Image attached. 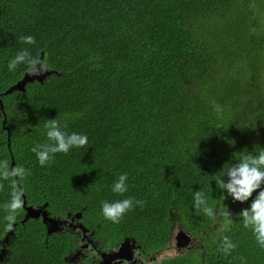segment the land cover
<instances>
[{"label":"trees","instance_id":"trees-1","mask_svg":"<svg viewBox=\"0 0 264 264\" xmlns=\"http://www.w3.org/2000/svg\"><path fill=\"white\" fill-rule=\"evenodd\" d=\"M25 48L50 73L6 94L27 74L7 69ZM0 96V264H72L80 239L100 258L128 241L144 259L178 228L201 248L155 264H264L239 215L259 189L234 206L217 183L244 149L264 148V0H0ZM56 117L88 144L41 166L31 149ZM122 173L128 192L114 193ZM197 190L213 217L194 207ZM127 197L143 203L118 223L103 216V201ZM27 208L76 226L50 235Z\"/></svg>","mask_w":264,"mask_h":264},{"label":"clouds","instance_id":"clouds-1","mask_svg":"<svg viewBox=\"0 0 264 264\" xmlns=\"http://www.w3.org/2000/svg\"><path fill=\"white\" fill-rule=\"evenodd\" d=\"M20 39L28 45L35 44L36 42L33 35H25L20 37ZM21 65L26 66L27 74L32 76H40L48 71L47 61L39 57H34L27 48L18 51L15 56L7 61V69L9 72H15ZM45 121L48 142L43 144L37 143L31 149L35 153L41 166L52 161L57 153H68L73 148L83 147L88 144L86 134L66 131L65 126L57 117L46 119ZM20 171H23V169ZM225 177L227 178L226 180ZM128 180L127 173L120 174L111 185V190L119 194L128 192ZM217 183L228 196L232 197L229 202L234 206H236L234 200L240 202L247 201L252 196L254 190L259 189L250 207L245 208L239 215L243 217L245 227H252L257 242L260 246L264 247V186H262L264 185V148H261L255 154L244 149L241 158L236 163L228 166L226 173L217 180ZM193 199L196 209L202 210L209 217L215 215L213 207L209 206L208 199L203 191H195L193 193ZM142 203V201L135 200L133 197L115 201L105 200L101 204V211L106 219L118 223L126 212L130 211L137 204ZM243 206L241 204V209ZM8 207L10 212L6 219L9 221L7 227L10 229L16 217L15 209L19 207L18 198H14ZM177 234L174 239H168L169 242L174 240L176 247ZM235 247V243L228 237H224L222 250L226 254L230 253Z\"/></svg>","mask_w":264,"mask_h":264},{"label":"rangeland","instance_id":"rangeland-1","mask_svg":"<svg viewBox=\"0 0 264 264\" xmlns=\"http://www.w3.org/2000/svg\"><path fill=\"white\" fill-rule=\"evenodd\" d=\"M217 40L220 45L222 40V32L221 29L218 28L217 31ZM50 72H46L40 77H45L46 74H49ZM232 205V204H231ZM221 210V209H220ZM221 212H216L217 218V224L215 225L216 229H219L221 227V222L223 221V216L220 215ZM76 226L75 223L71 219L60 221L58 222L54 228L53 231H60L64 232L65 230L69 228H73V226ZM74 229H78L74 227ZM181 231L180 228L175 232V234L179 233ZM198 241H194L192 245H194L197 249L201 248L202 243ZM10 238H5L2 243H0V263L4 262L8 255V246L10 245ZM178 253L175 251V244L174 240H171L167 246V248L162 251L161 253H158L156 255L152 256V261L145 260L142 258V253L140 250L134 248L131 242H127L124 246H120L112 251H110L104 258H100L99 254H97L95 251L90 250V246L84 241V239H80V247L76 254L72 255L69 258V261L72 264H116L117 260L121 258H125V260L128 262V264H155L157 261L164 259V258H172L175 257ZM188 254H191V251L188 252ZM204 254V253H203ZM202 254V255H203ZM104 259V260H103Z\"/></svg>","mask_w":264,"mask_h":264},{"label":"water","instance_id":"water-1","mask_svg":"<svg viewBox=\"0 0 264 264\" xmlns=\"http://www.w3.org/2000/svg\"><path fill=\"white\" fill-rule=\"evenodd\" d=\"M36 76H32L29 74H26V76L24 77V79L19 82L17 85H15L14 87H12L11 89H9L7 91L6 94L12 93L13 91L19 90V91H24L25 86L27 83L29 82H33L35 81ZM40 81H42V78H40ZM2 96H0V105H1V110L3 107V101H2ZM16 179H18V177H16ZM26 205V202H24V206ZM27 212H28V216L26 218V220L28 218H40L42 217L45 224L47 225V229H48V234H54V233H61L60 231H53L52 229L54 228V226L60 222L57 219H53L50 218L49 215L43 211L40 210H35L33 208H27ZM11 235V234H10ZM10 235H7V239L10 238ZM191 238L189 237V235H187L185 232L180 231L177 236H176V244L178 248H184L186 246L189 245ZM128 241H126L124 244H122V246H124Z\"/></svg>","mask_w":264,"mask_h":264},{"label":"flooded vegetation","instance_id":"flooded-vegetation-1","mask_svg":"<svg viewBox=\"0 0 264 264\" xmlns=\"http://www.w3.org/2000/svg\"><path fill=\"white\" fill-rule=\"evenodd\" d=\"M85 241V240H84ZM195 240H190V243H189V245L188 246H186V248L185 249H178V248H175V251H179V252H183V253H188L189 251H191V254L192 253H195V250H197V248L194 246V245H192L193 244V242H194ZM88 245H90L89 243H87ZM90 250L92 251V247L90 248ZM108 254V253H107ZM107 254H104V255H102V258H104ZM204 255V254H203ZM144 259L145 260H149V261H152V256H149V257H144ZM104 260V259H103ZM120 259L119 260H117V262H116V264H120ZM123 264H128V262L126 261V262H123Z\"/></svg>","mask_w":264,"mask_h":264},{"label":"bare ground","instance_id":"bare-ground-1","mask_svg":"<svg viewBox=\"0 0 264 264\" xmlns=\"http://www.w3.org/2000/svg\"><path fill=\"white\" fill-rule=\"evenodd\" d=\"M38 209H41V208H38Z\"/></svg>","mask_w":264,"mask_h":264}]
</instances>
